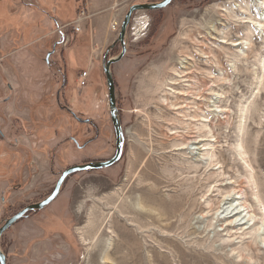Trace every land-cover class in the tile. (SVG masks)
<instances>
[{"label":"rangeland","instance_id":"obj_1","mask_svg":"<svg viewBox=\"0 0 264 264\" xmlns=\"http://www.w3.org/2000/svg\"><path fill=\"white\" fill-rule=\"evenodd\" d=\"M146 1L116 4L109 32H86V13L76 34L62 0H0V227L47 198L68 168L114 156L103 73L118 34L110 25L134 4L163 0ZM222 7L236 21L264 18V0H173L134 13L126 54L111 67L120 161L70 176L53 203L9 228L6 264H264V32L225 24ZM237 41L244 46H229ZM120 52L117 44L107 59ZM187 55L190 82L172 86ZM172 88L203 94L215 113L192 94L172 111L163 99L183 103ZM196 138L198 157L174 151ZM244 202L255 220L241 213L232 222L245 226L226 227L221 213Z\"/></svg>","mask_w":264,"mask_h":264},{"label":"water","instance_id":"obj_2","mask_svg":"<svg viewBox=\"0 0 264 264\" xmlns=\"http://www.w3.org/2000/svg\"><path fill=\"white\" fill-rule=\"evenodd\" d=\"M173 0H163L159 3H153V4H134L129 7L128 11L126 12L123 20L120 24V29L117 34L116 40L113 42V44L109 47L105 54V58L103 60V73L105 75L106 79V86L108 90V105H109V111H110V119L114 130L115 135V154L114 156L106 161H98V162H90L83 165H76L68 168L65 170L59 177L58 181L56 182L51 194L42 200L39 203L30 205L23 210H21L19 213L8 219L3 226L0 227V238L1 236L14 224H16L18 221L23 219L27 214L31 212H36L45 209L47 206H49L51 203H53L57 197L59 196V193L61 191V188L64 184V182L72 175L81 173V172H87L92 170H102L106 168H110L114 165H116L122 156L123 153V145H124V135L120 123V119L118 118V111L116 107V101H115V83L114 78L111 72V67L114 64L119 63L125 56L127 48L125 44V37L127 30L130 26L132 16L136 12L140 11H157L164 9L168 7ZM117 44L121 46V52L116 57L107 59L108 52L113 49ZM0 264H6V257L0 250Z\"/></svg>","mask_w":264,"mask_h":264},{"label":"bare ground","instance_id":"obj_3","mask_svg":"<svg viewBox=\"0 0 264 264\" xmlns=\"http://www.w3.org/2000/svg\"><path fill=\"white\" fill-rule=\"evenodd\" d=\"M229 9H227L226 7H222L219 9V12L218 14H223L224 13V16L225 17H221V21H224L225 24H230V23H234V24H238V25H242V26H245L246 27V31L245 32H264V27L262 26V24H260V21L264 22V18L262 16H258L256 19L255 18H249V19H242V21H236V20H233L235 16H233L231 13V11H228ZM232 10V8H231ZM234 10V9H233ZM228 11V12H227ZM244 11H241L240 14H244L243 13ZM247 14V13H246ZM245 15V14H244ZM220 26L224 27L226 29V27L222 24H219ZM213 28V29H212ZM211 29L208 30V32H211V33H214V32H217L215 27H212ZM81 33V32H80ZM212 40H215L214 38H211ZM243 45V42H232L231 44H229V46L231 47H234V48H238V47H241ZM244 46V45H243ZM242 48V47H241ZM205 56H207V54L203 53V56H202V59L206 58ZM201 58V57H200ZM183 60H180L177 64H178V68L179 70L177 71H174L173 72V78L177 79L175 81H173L171 83L172 86H181L182 83H186V82H190L189 81V77L188 75L190 74V72H186L188 71L189 69L186 67V64L188 61H191L193 59V56L191 55H187L185 58H182ZM176 66V65H175ZM178 81H181V82H178ZM170 86V84H169ZM205 86H203L204 88ZM168 92L170 93L169 95L171 96H174L176 97L177 99L176 100H183V103L181 105L179 104H172V103H169L166 99H163V102L166 104L167 108L171 109L172 111H179V110H183L184 109H187V104L185 105L186 103V97L188 98L191 94V96L195 99H193L195 102L197 100H203V101H206L205 97L203 94L199 93V94H193V93H188V91H177V90H174L173 88L172 89H167ZM201 90V89H200ZM203 93V92H202ZM210 96V95H209ZM208 97V96H206ZM212 99V98H211ZM214 99V98H213ZM208 104H211V105H208L207 107L209 108L208 112L211 113V115L213 113H215V111L213 110V106H214V102L212 101H206ZM213 104V105H212ZM185 105V106H183ZM207 122V120H206ZM204 140L203 139H199V138H196V139H191L189 141H187L185 144L183 145H178L174 151H177V152H188L189 155H192V156H199L198 153L196 151H202L201 150V147H199V145L203 142ZM196 148L192 149V146H194ZM191 159V157H190ZM196 162H201V161H197L195 160ZM146 191V190H144ZM148 192V191H147ZM146 192V193H147ZM239 194V192L237 193ZM148 196V194H147ZM149 197V196H148ZM146 202H148V199H146ZM165 204L168 205L169 203L167 201H165ZM164 204V205H165ZM182 206V205H181ZM240 210L237 211V207L235 209H232L231 212H229V209H227L226 211H223L221 213V215H223V219L221 220L222 222L224 221L225 223V226L228 227V228H238V227H242V226H245L247 223H243L242 220H240L239 222H232V220L235 218L237 219V217L241 214V213H246V216H249V220L250 221H254L255 220V217L251 216L250 213L248 212V209L246 208L245 206V202H244V205H240ZM230 208V207H229ZM122 209H125V210H128L129 207L123 205ZM221 209V208H220ZM222 210V209H221ZM242 210V211H241ZM137 214L139 213L140 216L142 217H147L149 215V211H146V210H143V211H136ZM135 212V213H136ZM185 214V213H184ZM183 215V214H182ZM254 215V214H253ZM230 221V222H229ZM259 224V223H258ZM259 229H261L263 226H264V219H261L260 220V224H259ZM133 226V225H131ZM139 231H141L140 228H138ZM262 230V229H261ZM138 231V230H137ZM257 233V232H256ZM262 233V232H261ZM131 237L133 240L136 241V243L139 245V238L138 236H136V230L133 232V234H131ZM168 240V239H167ZM141 241V240H140ZM166 241V239H165ZM258 247V246H257ZM140 246H138L136 249H135V252L137 254H139V250H140ZM258 250V249H257ZM251 253V252H250ZM136 256V255H135ZM140 256V255H139ZM250 263V262H249Z\"/></svg>","mask_w":264,"mask_h":264},{"label":"crops","instance_id":"obj_4","mask_svg":"<svg viewBox=\"0 0 264 264\" xmlns=\"http://www.w3.org/2000/svg\"><path fill=\"white\" fill-rule=\"evenodd\" d=\"M143 3L146 0H140ZM124 0H83L86 13L90 16L86 26V32H109L108 21L119 18L118 12L113 11L116 4L123 3ZM83 31V28H82Z\"/></svg>","mask_w":264,"mask_h":264},{"label":"trees","instance_id":"obj_5","mask_svg":"<svg viewBox=\"0 0 264 264\" xmlns=\"http://www.w3.org/2000/svg\"><path fill=\"white\" fill-rule=\"evenodd\" d=\"M64 2V9L59 11L60 17L64 21H75L82 10H85L83 6V0H62ZM77 4V6H76Z\"/></svg>","mask_w":264,"mask_h":264},{"label":"built area","instance_id":"obj_6","mask_svg":"<svg viewBox=\"0 0 264 264\" xmlns=\"http://www.w3.org/2000/svg\"><path fill=\"white\" fill-rule=\"evenodd\" d=\"M86 14V12L84 11V10H82L81 12H80V14L78 15V17L76 18V20L78 19V21L76 22V20L75 21H73V22H71L70 24H67V25H65V26H71L72 27V31L74 32V33H76V34H79L80 32H81V30H82V24L80 23V21L82 20V18L83 17H85L84 15ZM81 16H83V17H81ZM81 17V18H80ZM119 23L120 22H113V23H111V25H110V29L112 30V31H115L116 33H118L119 31ZM88 76H89V73L88 72H83L82 74H81V76H80V78L83 80V82H82V85H84V83H85V80L88 78Z\"/></svg>","mask_w":264,"mask_h":264}]
</instances>
